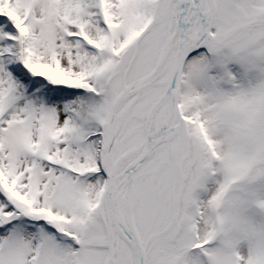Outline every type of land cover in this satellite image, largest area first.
<instances>
[{
  "label": "snow or ice",
  "instance_id": "snow-or-ice-1",
  "mask_svg": "<svg viewBox=\"0 0 264 264\" xmlns=\"http://www.w3.org/2000/svg\"><path fill=\"white\" fill-rule=\"evenodd\" d=\"M0 264H264V0H0Z\"/></svg>",
  "mask_w": 264,
  "mask_h": 264
}]
</instances>
